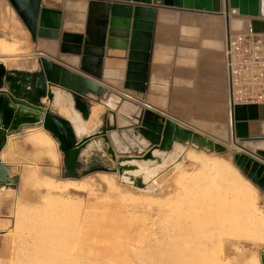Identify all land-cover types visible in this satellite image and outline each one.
I'll return each instance as SVG.
<instances>
[{
	"label": "water",
	"instance_id": "water-1",
	"mask_svg": "<svg viewBox=\"0 0 264 264\" xmlns=\"http://www.w3.org/2000/svg\"><path fill=\"white\" fill-rule=\"evenodd\" d=\"M7 1L34 42L37 38L54 41L61 55L77 58V67L72 70L57 58L49 56H39L36 60L39 68L35 71L7 69L0 62V89L5 88L0 90V155L8 135L18 132L23 126L42 127L56 141L63 154L65 176L78 179L80 176L73 174L72 170L77 166L81 150L95 138L102 137L108 143L113 140V133L124 132L132 137L139 150L129 154L126 150L115 152L108 148L113 158L116 156V168L112 170L132 186L154 189L155 186L147 182L144 172L152 174L162 159H168L163 158L164 154L171 153L172 158L164 160L162 166L175 162L182 156L183 148L192 147L207 153H224L227 150L223 144L169 118L162 119L151 109L108 90L100 84L103 57L126 60L124 93H144L147 90L148 62L158 8L212 14L224 12L226 19L234 11L250 17L252 31L264 33V20H260L264 19V0H224V6L220 0H88L83 32L63 30V11L42 5V0ZM126 2L133 5H126ZM18 75L22 77L23 84L9 81V78ZM52 88H62L70 94L72 109L80 112L83 121L89 117L87 103L103 102L111 110L112 123L107 122L99 130L79 136L73 122L41 102L44 98L52 102ZM110 95L115 97L111 106L106 103ZM231 119V141L242 150L233 151L232 160L254 185L264 191V150L249 152L240 144L251 140L248 121L258 119L257 104L235 105ZM96 170L109 169L92 168L82 171V175ZM10 174V168L0 156V189L15 187L18 176ZM259 255L261 264H264V249Z\"/></svg>",
	"mask_w": 264,
	"mask_h": 264
},
{
	"label": "bare ground",
	"instance_id": "bare-ground-1",
	"mask_svg": "<svg viewBox=\"0 0 264 264\" xmlns=\"http://www.w3.org/2000/svg\"><path fill=\"white\" fill-rule=\"evenodd\" d=\"M44 1L47 4H60L67 10L68 16L63 23V29L71 31L82 29L81 25L75 23L77 20L75 14L85 11L86 0ZM230 24L231 22H229V27ZM20 34L23 36L22 32ZM21 43L22 41L18 39L13 40L9 45L1 43L0 55L17 56L26 53L21 48ZM39 45L43 53L54 57L56 51L54 41H42ZM43 53L39 55L46 56ZM59 59L72 67L77 66L76 57L60 56ZM3 60L6 61V58L1 57L0 62L3 63ZM8 60L11 63L14 61ZM120 64L113 60L105 61L106 66ZM9 81L23 84L22 77L19 75L9 78ZM114 100L115 97L110 95L106 103L111 106ZM55 103L58 105V113L73 122L76 134L79 136L99 122L103 111V105L100 102H92L89 117L87 121H83L77 112L73 111L68 99L60 100L57 91ZM26 131L25 141L33 147L36 156L48 159L53 165L56 164L57 153L54 139L41 127L27 128ZM112 137L114 140V133ZM9 139L10 136L7 139V145ZM223 139L227 140L224 143L227 147L224 159L211 158L191 148L182 149L185 160L190 164L194 163L197 169L186 176V171L180 170L185 177L175 186L168 199V204L157 211V216L160 217L158 221L164 227L166 240L165 258L161 262L165 260L166 264H213L215 261H220L223 256L229 255L231 249L236 251L241 238L253 242L264 241V215L257 216L254 212L250 213L246 191L235 177L224 171L223 162L230 160L232 152L238 148L225 135ZM0 156L3 163L12 160L11 143L6 151L1 152ZM167 157L168 159L164 160H171V153H168ZM164 160L162 159L157 167L162 166ZM36 175L37 171L34 167L23 168L21 179L25 184L33 187L32 193L26 192V198L29 199L35 195V198L38 197L39 205L44 203V206L47 195L40 196V190L43 188L46 193H53L58 197L70 190H91L97 183L117 190L114 187V174L95 173L83 179H65L59 182L46 181L40 175ZM246 181L249 186L253 187L248 180ZM130 199L138 200L133 197ZM142 202L149 203L150 201ZM46 213L52 214L53 212ZM82 213L83 215L73 223L59 222L57 225H46L42 228H38L33 221L39 218V213L32 215L33 217L27 220L35 228L33 233L28 237L23 236L19 243L1 249L0 257L5 258L8 264H134L129 259L134 255L129 253L125 240L122 241L120 237L113 239L110 236L122 231L123 218L108 211L100 215ZM116 226L120 230L116 229ZM88 233H100V237L89 240ZM96 242H105V245L102 247ZM96 251H98L95 253L98 257L90 262L89 255ZM142 257L148 258V254L144 253ZM3 259L0 260L1 263Z\"/></svg>",
	"mask_w": 264,
	"mask_h": 264
},
{
	"label": "rangeland",
	"instance_id": "rangeland-1",
	"mask_svg": "<svg viewBox=\"0 0 264 264\" xmlns=\"http://www.w3.org/2000/svg\"><path fill=\"white\" fill-rule=\"evenodd\" d=\"M43 5L64 9L60 4H47L44 0ZM76 13L78 14H75V18L77 19L75 23L82 26V29L77 32H83L86 11ZM197 16L215 18L216 15L198 12ZM223 17L224 15H222V18ZM229 19L232 31L240 28V23L235 15ZM21 32L23 36L20 34ZM17 39L22 41L20 46L26 53L17 56L0 55V58H6V61L3 60L5 67L7 69H31L37 67L36 59L41 56L39 55L40 53H43L39 43L45 40L37 38L34 42L29 31L9 2L7 0H0V44L4 42L9 45L13 40ZM60 56L64 55H61L56 50L54 52V58H59ZM8 59L14 61L11 63ZM103 83L108 90L118 94V88L116 86H110L107 80H104ZM114 83L116 84V82ZM56 90L60 95V100L66 101L68 99L72 106L70 94L62 88ZM126 92H128V97L126 98L136 104L137 98H135L134 94L130 93L131 91ZM129 93L131 95H129ZM100 103L102 104L103 102ZM91 104L92 103H89V106H91ZM102 105L103 111L99 122L88 131L99 130L103 124L107 122L109 124L112 123L111 110L108 106ZM52 111L58 113V105H56L55 101L52 105ZM26 134L27 131L25 130L17 135L10 136L8 140V145L9 143L12 145V160L4 163L10 168L11 174L18 176V181L14 188L8 187L0 191V251L5 247L19 243L23 236L28 237L33 233L35 228L27 218L31 219V217H33L32 215L36 213H39V218L33 221L38 228H42L46 225H57L59 222L65 224L73 223L74 220L79 219L83 215L82 212H88L89 215H100L108 211L124 220L123 225L121 224L123 226L122 231L118 234H111L110 236L113 239H118V237H120L122 241L125 240L129 247V253L134 255L133 257H129L130 262L134 264H166L165 260L161 262V260L165 258L166 251V240L164 238L165 230L164 227L159 224L158 218L160 217L157 216V211L168 204V199L177 183L186 175L197 169L194 163H188L184 158V154H182L175 162L170 161L164 166L157 167L152 174L146 171L144 172L147 182L153 184L155 186L154 189H142L132 186L122 180L117 171L114 172L112 170L116 168V156L113 158L108 152V148H112L115 152L126 150L129 154H135L139 150V146L135 144L131 136H128L124 132L121 134L115 132L114 140L107 143L102 137H98L91 140L86 147L81 150L80 160L83 162V167L78 170L76 174L80 176L78 179L92 176L95 173L114 174V187H116L117 190L108 188L104 184L97 183L91 190H70L65 195L58 197V195L53 193H46V190L43 188L40 190V196L47 195L45 196L46 202L44 206V203L39 205L38 197L36 196L37 198H35V195L30 197L31 199L26 198V192L32 193L33 187L28 186V184H25L21 179L23 168L34 167L37 171L36 176L40 175L42 179L46 181L59 182L65 179L75 178L65 176L66 170L63 165L64 157L59 151L55 140L57 163L53 165L48 159H41L40 156H36L33 147L25 141ZM211 139L214 140L217 138ZM229 140L231 141L230 133ZM214 141L225 146L226 144L224 143H226L227 140ZM8 145H6L3 151L8 149ZM189 148L195 150L197 153L216 159H224L227 153V150L224 153L215 151L207 153L201 149H194L192 147L185 149ZM234 151L242 152L239 148ZM166 157L167 154H164L163 158ZM98 161H101L103 165L98 164ZM99 167L109 170H96L89 174L82 175V171ZM223 168L230 176L235 177L239 185L246 191L248 207L251 209L250 213L254 212L257 216H263L264 191L254 185L234 164L232 154L230 160H225L223 162ZM182 169L186 171L185 176L180 171ZM245 179L248 180L253 187L249 186ZM130 197L138 200L133 201ZM32 199L33 201H31ZM144 200H149L150 202L143 203L142 201ZM51 211L53 212L52 214L46 213ZM117 228L120 230V228L116 226V229ZM99 234L88 233L89 240L92 238H99ZM96 244L104 247L105 242H96ZM263 249L264 241L253 242L249 239L241 238L236 251L231 249L229 255L223 256L220 261H215L213 264H261L259 253ZM95 253H98V251L92 252L89 255L90 262L93 258L98 257ZM144 253L148 254V258L142 257ZM1 259H3V257H0V260ZM0 264L8 263L4 258L3 262H0Z\"/></svg>",
	"mask_w": 264,
	"mask_h": 264
},
{
	"label": "crops",
	"instance_id": "crops-1",
	"mask_svg": "<svg viewBox=\"0 0 264 264\" xmlns=\"http://www.w3.org/2000/svg\"><path fill=\"white\" fill-rule=\"evenodd\" d=\"M220 1L224 6V0ZM125 4L133 5L131 2ZM61 10L64 23L68 13L65 9ZM198 12L202 11L158 8L148 62L147 90L130 93L137 98L136 104L158 113L162 119L169 118L209 138L223 140L224 135L229 138V133L231 138V130L226 108L222 46L224 32L232 29L224 12L215 14V18L197 16ZM234 15L240 23L239 29L249 25L250 17L231 11L229 18ZM57 60L62 62L59 58ZM106 60L121 64L106 66ZM125 64L123 58L104 56L100 84L106 87L103 81L107 80L110 86L118 88V94L128 97V92L125 91V94L123 90ZM257 112L258 119L248 121L251 140L240 143L249 152L264 150V104H257Z\"/></svg>",
	"mask_w": 264,
	"mask_h": 264
},
{
	"label": "built area",
	"instance_id": "built-area-1",
	"mask_svg": "<svg viewBox=\"0 0 264 264\" xmlns=\"http://www.w3.org/2000/svg\"><path fill=\"white\" fill-rule=\"evenodd\" d=\"M222 59L228 124L235 105L264 104V33L251 27L231 31L223 37Z\"/></svg>",
	"mask_w": 264,
	"mask_h": 264
},
{
	"label": "flooded vegetation",
	"instance_id": "flooded-vegetation-1",
	"mask_svg": "<svg viewBox=\"0 0 264 264\" xmlns=\"http://www.w3.org/2000/svg\"><path fill=\"white\" fill-rule=\"evenodd\" d=\"M37 60V59H36ZM37 67H35V68H31V69H27V68H25V69H23V68H20V70H24V71H35V70H38V68H39V64L37 63ZM2 89H4V87H2L0 90L1 91H4V90H2ZM57 88H52V90L54 91V95H53V100H52V102L51 103H49L48 102V100L46 99V98H44V99H42V103H44L45 105H48L49 107H50V109L52 110V105H53V103H54V101H55V97H56V90ZM46 99V100H45ZM44 100V101H43ZM16 103H18V101H15ZM89 103H87V108L89 109ZM74 110V109H73ZM74 111H76L77 112V114L80 116V112L78 111V110H74ZM80 118H81V116H80ZM31 127H37V126H23V127H21L19 130H18V132H16V133H14V134H10V135H8V137L9 136H14V135H17V134H19V133H21L22 131H25L27 128H31ZM8 137H7V139H8ZM6 145H7V142H6ZM6 145L4 146V148L6 147ZM4 148L2 149V151L4 150ZM1 151V152H2ZM80 155H81V153H80ZM92 163V162H91ZM98 164H100V165H103V163L101 162V161H98ZM77 166H76V168L75 169H73L72 170V173L73 174H76V172H78V170H80L82 167H83V162H82V160H80V158H79V160L77 161V164H76ZM85 165V164H84Z\"/></svg>",
	"mask_w": 264,
	"mask_h": 264
}]
</instances>
